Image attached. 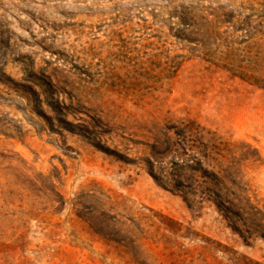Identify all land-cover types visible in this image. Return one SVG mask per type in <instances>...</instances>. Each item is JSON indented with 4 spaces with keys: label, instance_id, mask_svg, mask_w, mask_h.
I'll return each instance as SVG.
<instances>
[{
    "label": "rangeland",
    "instance_id": "1",
    "mask_svg": "<svg viewBox=\"0 0 264 264\" xmlns=\"http://www.w3.org/2000/svg\"><path fill=\"white\" fill-rule=\"evenodd\" d=\"M206 52L261 79L264 0H0V264H264L263 238L188 207L142 160L195 121L264 207V88ZM43 78L72 125L21 87Z\"/></svg>",
    "mask_w": 264,
    "mask_h": 264
},
{
    "label": "trees",
    "instance_id": "2",
    "mask_svg": "<svg viewBox=\"0 0 264 264\" xmlns=\"http://www.w3.org/2000/svg\"><path fill=\"white\" fill-rule=\"evenodd\" d=\"M212 55L214 52L205 53L208 58L217 59L218 66L264 88V74L261 79H257L245 72L251 71L246 66L232 64L227 56ZM39 83L41 91L26 84H21V87L32 91L41 104L43 101L40 96L43 95L61 123L64 126L72 125L61 117L65 115L67 106L59 100L61 91L52 78H43ZM161 134L162 138L157 137L150 144V156L142 158L147 172L156 183L181 196L190 208L204 203L214 205L229 227L244 239L254 236L264 239V207L255 203L249 194L242 168L236 161L237 157L230 154L227 143L192 120H179L176 124L165 125ZM89 211L88 220L92 224L93 219H98L101 227L99 233L107 237L104 229L108 228L103 222L104 217L105 220L108 218L107 215L95 208Z\"/></svg>",
    "mask_w": 264,
    "mask_h": 264
}]
</instances>
